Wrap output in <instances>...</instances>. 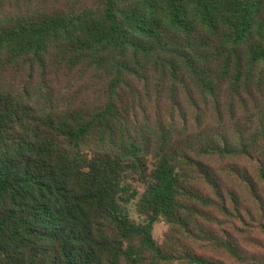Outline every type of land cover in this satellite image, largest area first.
Segmentation results:
<instances>
[{
    "label": "trees",
    "instance_id": "1",
    "mask_svg": "<svg viewBox=\"0 0 264 264\" xmlns=\"http://www.w3.org/2000/svg\"><path fill=\"white\" fill-rule=\"evenodd\" d=\"M18 3L0 0L2 71L34 79L51 63L109 82L103 105L67 110L42 84L0 85V264H248L238 226L264 217V0ZM156 77L175 140L165 116L131 127L138 107H124L126 87L137 100Z\"/></svg>",
    "mask_w": 264,
    "mask_h": 264
},
{
    "label": "rangeland",
    "instance_id": "2",
    "mask_svg": "<svg viewBox=\"0 0 264 264\" xmlns=\"http://www.w3.org/2000/svg\"><path fill=\"white\" fill-rule=\"evenodd\" d=\"M19 3L10 10L25 9L28 6L34 7L37 2L40 5L46 0H12V3ZM63 4L68 0H61ZM30 2V3H29ZM50 68L47 71L45 77L41 75L40 70H36L34 79L33 77L28 78L29 70L25 67L24 69L10 68L2 71L0 69V85H11L16 90H25V85L32 87L34 84H42L43 92L49 94L50 100H54V104L63 110L74 109V108H94L103 105L107 93V84L109 80L101 72H88L82 73V71L74 70L73 72H67L65 69L58 67H52L49 63ZM157 77L155 79L151 78L152 84L150 86H141L144 82L140 83V93L137 95V100L133 95H130V91L126 87L122 93L126 94L124 107L125 109L130 106L133 102H136L137 111L132 113L130 117V126L133 127L138 124V126L146 125L149 129L153 127L158 131L157 121L161 118V115L165 116L166 119L163 120L165 126L170 130V136L176 139L177 134V123L179 119L177 117H170V112H173L171 106L173 103L168 99V95L160 96L158 100L157 95L154 94V89L157 82ZM49 103V100H48ZM186 107V102L183 104ZM212 111L207 112V114L202 118V123L206 124L207 121L209 125H212L215 120ZM177 113V112H176ZM168 116L170 121L167 122ZM191 110L186 111V117L188 118V125L190 128ZM221 123V122H220ZM152 131V130H151ZM154 132V131H153ZM146 136V135H145ZM180 144H177V149L179 151L184 150V146L188 142L187 133H184L180 139ZM173 143V142H172ZM238 161V160H235ZM239 162V161H238ZM230 178H225V182L228 187L233 192L237 193L239 196H245V192L239 186H233L230 188L229 183ZM136 189L139 191L138 197L129 204V215L136 222H142L144 216L138 213L135 204L143 191L144 185L140 182H134ZM233 184V183H232ZM261 225H264V217L256 212H253V218L251 221H245V223L238 226V238L237 243L240 249L244 250L246 253L245 259L248 264H257L256 261L264 260V236L261 235ZM170 226L164 221L159 220L152 227V238L158 247H161L164 243L165 237L168 234ZM260 230V231H259ZM217 253V252H216ZM200 254V253H199ZM220 260H224L226 263H232L223 254H215ZM250 258L256 259L255 261L248 260ZM237 264V263H235ZM260 264V263H259Z\"/></svg>",
    "mask_w": 264,
    "mask_h": 264
}]
</instances>
